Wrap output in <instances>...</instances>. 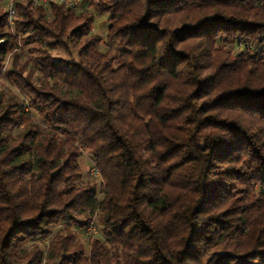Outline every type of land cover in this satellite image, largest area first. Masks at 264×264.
Instances as JSON below:
<instances>
[{"label":"trees","instance_id":"1","mask_svg":"<svg viewBox=\"0 0 264 264\" xmlns=\"http://www.w3.org/2000/svg\"><path fill=\"white\" fill-rule=\"evenodd\" d=\"M0 75V264H264V0H0Z\"/></svg>","mask_w":264,"mask_h":264},{"label":"rangeland","instance_id":"2","mask_svg":"<svg viewBox=\"0 0 264 264\" xmlns=\"http://www.w3.org/2000/svg\"><path fill=\"white\" fill-rule=\"evenodd\" d=\"M78 1H79V3L82 2V0H78ZM94 32L97 33L98 35L102 36V37L105 35V32H106V19H105V16L101 15V16L97 17L96 25L94 27ZM52 53H53V55H56V56L66 57V54H64V52H62L60 50L53 51ZM0 87H6L8 89L12 88L10 83L7 81V79L3 75H0ZM81 163H82V166H83V171L85 173L89 171L92 175L97 177L96 173L92 169L89 170V166H88L89 157L87 155L83 156ZM82 240L85 243H87L88 239H86L84 237V239L82 238Z\"/></svg>","mask_w":264,"mask_h":264},{"label":"built area","instance_id":"3","mask_svg":"<svg viewBox=\"0 0 264 264\" xmlns=\"http://www.w3.org/2000/svg\"><path fill=\"white\" fill-rule=\"evenodd\" d=\"M35 2H37V0H34ZM65 2L67 3V4H72L73 6H77V4L79 3V1L78 0H65ZM13 14H14V12H13V10L10 8V10H9V17H10V19L12 18V16H13ZM96 173V172H95ZM96 175H97V173H96ZM86 232H87V234L88 235H96L97 234V228L95 227V226H93V225H91L90 227H88L87 228V230H86Z\"/></svg>","mask_w":264,"mask_h":264}]
</instances>
